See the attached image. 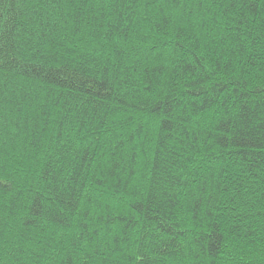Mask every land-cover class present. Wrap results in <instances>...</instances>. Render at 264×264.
Returning <instances> with one entry per match:
<instances>
[{"label": "trees", "instance_id": "obj_1", "mask_svg": "<svg viewBox=\"0 0 264 264\" xmlns=\"http://www.w3.org/2000/svg\"><path fill=\"white\" fill-rule=\"evenodd\" d=\"M0 264H264V0H0Z\"/></svg>", "mask_w": 264, "mask_h": 264}]
</instances>
